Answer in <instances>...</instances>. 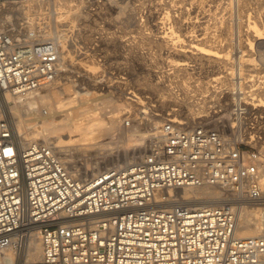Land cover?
<instances>
[{
	"label": "built area",
	"instance_id": "1",
	"mask_svg": "<svg viewBox=\"0 0 264 264\" xmlns=\"http://www.w3.org/2000/svg\"><path fill=\"white\" fill-rule=\"evenodd\" d=\"M23 29L0 23V264H9V248L22 254L33 233L41 257L12 264H264V227L239 237L236 213L242 202L264 207L261 151L248 148L261 140V113L234 105L226 131L167 117L132 162L75 174L54 144L23 145L10 120L8 92L25 96L64 71L56 39ZM208 113L225 124L222 106ZM202 184L230 196L192 206L174 195Z\"/></svg>",
	"mask_w": 264,
	"mask_h": 264
},
{
	"label": "rangeland",
	"instance_id": "2",
	"mask_svg": "<svg viewBox=\"0 0 264 264\" xmlns=\"http://www.w3.org/2000/svg\"><path fill=\"white\" fill-rule=\"evenodd\" d=\"M10 1L12 0H0V14L10 16L7 22L9 28L24 27V32L28 21L36 22L37 29L50 25L44 28L47 33L56 38L58 44L60 42L64 44H59L60 46L68 47L66 53L71 56L63 62L62 70L64 71L57 80L61 83L68 82L73 87L70 93H74L75 87L78 89L81 87L82 92L89 89L88 97L96 98V101L100 102L99 110H111L110 114L119 113L121 117L123 116V123L118 129L99 138L101 140L99 148L91 147L88 152L72 149L74 152L69 151L70 154L66 155L71 160L72 168H81L78 173L82 176H89L112 166L132 162L135 156L145 150L146 141L139 146L141 153L137 152L133 157L131 152L128 155L129 158H125L122 156L124 149L128 146L134 149L132 148L134 142H128L127 134L151 132L156 126L155 122L160 124L165 118L174 117L173 115L190 122L206 120L215 126L226 124L231 127L229 124H232L233 119L228 118L227 112L230 109L227 108H229V102H233V94L230 98H226V94L229 93V88L226 87L230 84L228 80L225 78L226 80L218 83V86L221 85L223 88L219 97H215L212 89L208 92H201V90L206 85L217 84L213 78L218 75V68V71L222 70L220 75L228 76L231 67H235L236 73L233 79L235 82L232 83L235 84L236 90H239V57L249 50L248 47L240 46L239 41L247 38L246 34L251 29L252 23L255 22L260 27L264 24V0H22L25 5L22 10L17 9ZM169 9L176 10L173 14H180L182 23L186 24L185 29L181 31L182 39L178 41L180 43L174 40L175 43L169 41L168 44L158 40L156 31H153L152 27L156 18L155 21L147 20V16L154 12H160L162 18ZM180 10L183 11L182 14ZM36 33L39 35L38 32ZM196 34H206L205 45L222 53L228 52L230 60L221 61L219 66L218 63L202 62L199 58H194L189 61L191 68L189 74L172 72L175 59H178L175 54L176 47L190 44V36L194 37ZM260 51L264 55V43H255L254 56H257ZM254 62L256 64L252 66L257 67V75L264 78V64L256 60ZM259 70L263 71L259 72ZM94 79L100 81H98L100 84L96 85L98 88L90 83V80L96 83ZM160 79H165L168 85L174 87L179 96H182L183 83L188 85L192 95L197 96L196 100L198 99L199 103L204 105L202 111L196 114V119L192 118L187 108L175 110L176 105L162 102L166 92L163 96L152 87ZM246 80V78L243 79L244 82ZM50 86L53 87L54 83ZM257 86L256 84L255 87ZM250 88L251 86L246 87L247 90ZM253 88L254 86L251 89ZM257 89V94H255L256 90L251 92L250 100L252 96H256L261 102L264 97V82ZM64 95L67 94L63 93L62 96ZM202 95L205 96L201 98ZM236 96V100L239 101L241 95L236 94ZM81 97L87 98L86 95ZM215 104L222 106L220 116L226 121L225 124L218 123L220 120L216 116L219 114L208 113ZM260 108L264 107L259 106ZM194 111L196 113L197 110ZM259 111L263 115L262 128L258 130L261 140L253 144L254 147H247L264 151V110ZM126 119L131 120L129 128L123 126ZM211 119L216 121L212 122ZM129 129H132L131 132ZM85 168L90 169L88 174L84 171Z\"/></svg>",
	"mask_w": 264,
	"mask_h": 264
},
{
	"label": "bare ground",
	"instance_id": "3",
	"mask_svg": "<svg viewBox=\"0 0 264 264\" xmlns=\"http://www.w3.org/2000/svg\"><path fill=\"white\" fill-rule=\"evenodd\" d=\"M10 2H12L19 10H22L25 7L22 0H12ZM111 3L113 4V2ZM174 11L176 10L169 9L167 13L164 14L165 16H163L162 18L160 17V12H156V13L154 12V14L151 13L147 16V20L151 19V21L156 18V21L154 20L155 23L153 24L152 27H153V31L154 30L156 31L157 39L160 40L161 42L168 43L169 41L173 42L174 40H177L178 42L182 39L181 31L185 29L184 25L186 24L182 23L180 14H175V15L173 14ZM182 13L183 11H181V14ZM3 15L0 14V23L3 25H6L10 19V16H6V15L3 16ZM192 20L195 21V19H192ZM28 22L29 23L26 26L27 27L26 35L30 36L31 34H33L35 36H42V37L51 36L52 37V35L47 33V30H45L46 27L50 25H47L46 27L44 26L45 29L43 27H40L39 29H37L38 25L36 24V22H33V21H28ZM187 23H189V21ZM252 26H251V29L247 31V34H246L247 38L243 41H241L240 39L239 41L240 46L243 45L244 47L249 48L246 54L243 53L240 55L239 64L237 63L239 65V77H238V80L240 79L239 80V84H240L239 90H236L235 84L232 83L234 81L233 79L235 78V74H236L235 67H231V70L228 73L230 75L227 74L228 76L224 74L220 75L219 73H221L222 70L218 71L219 70L218 68L217 70L218 75H216V77L213 78L214 79L213 81H217V84L206 85V87L203 90H201V92H205V91L208 92L210 89H212V93H214L215 97L217 96L219 97L223 88L221 87V85L218 86V83H221V81L223 82V80H226V79L228 80L227 82L230 84L229 86H226L227 88H229V91H228L229 93L226 94V98H230V96L233 94V102H229V108H227V109H230L229 112H227L228 118H231L232 114H234L233 112L234 105H240L246 108L248 112L249 111L251 112L253 110H257L256 112H260L259 111L260 109L264 110V108L259 109V106L264 107V97L262 95L261 97H263V99L261 100V102H259V99H257L256 96H252V100H250L251 92H254L255 90L258 91L257 89L258 86L263 83L261 82L257 84L258 83L257 82L258 73H256L258 72L257 67H254L252 65H254L255 60L260 61V63L264 64V55L262 51H260L258 54L256 53L257 56H254L255 53L253 52L255 43H264V24H262L260 27L258 26L257 23L254 22L252 23ZM36 32H38L39 35H36L37 34ZM189 41H190V44L188 45L187 44L184 45L183 44L184 42L182 41L183 45L176 47L175 54L178 56V59L177 60L175 59L174 66H173L174 70L172 72H178V73L180 72L183 74H189L191 72L189 61L194 58H199L202 62L206 61V62L218 63L219 66H220L221 61L228 62V60H230L228 52L222 53L213 47H208L205 45L207 41L206 34L205 35L196 34L194 37L190 36ZM61 43L62 42H60L59 44ZM173 43H175V41ZM61 45H64V44H61ZM173 45L175 46V44ZM60 47H61L60 68L62 70L63 64H64L63 62H66L71 55L66 53L67 52L66 48H68L66 47V45L60 46ZM202 65L204 66V63H202ZM263 70L261 71L259 70V72H262ZM57 78L52 83L45 86L44 87L45 89L42 88L44 91H42V89L36 90V91L30 92L29 94L25 96L22 94H13L11 92H8L6 95L7 104H8L7 106L8 114L13 124V127L16 131V134L19 137L20 142L23 145L29 142L35 141V140H44L46 142L54 144L55 147L58 149V151L61 153V157L63 161L65 163H70L71 160L68 159L69 157L68 158L66 157V155L70 154L69 151H73L72 149H74L75 151L77 149V151L88 152L89 150H91L90 149L91 147L99 148L101 145V140H99V138L102 136H106L110 132L118 129L119 125L123 123V120H122L123 116L121 117L119 113L110 114L112 112L111 110H108V111L99 110L98 105L100 104V102L96 101V98L88 97V95L90 94L89 89H87L86 92L85 91L82 92L81 87L80 89H78V87H75L73 89L74 93H70L72 86L68 82L61 83V81L57 80ZM245 78L247 79L245 82H248L246 84L243 81V79ZM98 81L99 80L96 79L95 80L96 83H93L90 80V83H92V86L94 85L96 86L100 84V83L98 84ZM165 81H166L165 79H160L155 84L152 85L155 91L161 92V95L164 96L165 95L164 93L166 92V96H164V98L162 99V102L164 104L168 103L171 105H176V108H174L175 110L176 109L179 110L180 108L185 107L189 110V113L192 116V118L196 119V114L201 112L202 111L201 109L204 108V105L199 103L198 99L196 100L197 96L195 97L194 95H192V90L188 87V85L184 83L182 86V94H181L182 96H179L176 89L174 90V87L170 86V84L168 85ZM251 81H255V82L252 83ZM53 83H54V86L51 87L50 85ZM256 84L258 86L254 87L255 89L254 88L251 89ZM250 86L251 88L247 90L246 87L249 88ZM63 93L67 95L62 96ZM236 94L241 95L239 101L236 100L237 99ZM82 95H86L87 98L85 99L82 98L81 97ZM204 96L205 95H202L201 98H203ZM164 106H167V105H164ZM194 110H197L196 113ZM28 115H33L34 117L28 118L27 117ZM173 116L174 117L172 118L174 120L179 118L177 115H173ZM211 120L212 122H215L217 119L215 121L213 119ZM155 124L157 126L158 122H155ZM123 126L128 127L125 125ZM221 126H222L223 131H226L227 125H221ZM131 130L129 129L130 132ZM149 132L148 133L145 132L142 134L141 133L127 134V139H129L128 142L129 141L134 142L132 144L133 146L132 148L134 149L132 150L127 145L128 147L124 149L122 156L126 158L131 152H133V157H134L135 153L137 152L141 153L142 150L139 149V146L145 143L147 137L150 134ZM263 153L264 151H261V156H262L261 160L263 161L261 165L264 169ZM137 157L138 156H135L133 160H135ZM79 170H81V168L80 169L74 168L72 171L75 174H78ZM84 171L88 174L90 169L85 168ZM84 171L83 173H85ZM229 193L230 192H228V190L218 185L202 184L198 186H185V187L179 188L178 190L174 192V195L176 196L178 200L186 202L192 206H197V205L221 204L222 202H224L225 200L229 198L230 196ZM236 213H237V235L239 237L255 236L261 232L262 228L264 227V207L252 205V204L249 205V204H246V202H242L239 205V207H237ZM27 245L28 246L26 250H24V252L18 256L14 248L7 249L4 255L5 261L9 264H12L14 260H16V258L25 259L27 261H33V260L39 259L42 255V244H41L40 239L38 238L37 233H33L30 236V238L28 239Z\"/></svg>",
	"mask_w": 264,
	"mask_h": 264
}]
</instances>
